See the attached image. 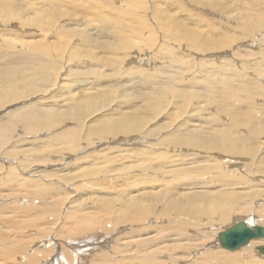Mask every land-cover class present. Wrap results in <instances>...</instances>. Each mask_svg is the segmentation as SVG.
Returning a JSON list of instances; mask_svg holds the SVG:
<instances>
[{"label":"rangeland","instance_id":"rangeland-1","mask_svg":"<svg viewBox=\"0 0 264 264\" xmlns=\"http://www.w3.org/2000/svg\"><path fill=\"white\" fill-rule=\"evenodd\" d=\"M1 1L3 2V0ZM133 1H135L137 5ZM7 2H9V0H6V3L4 4L10 6ZM58 2L60 3L54 2L55 6L56 4H62V7H64L61 8L59 5L61 9L55 8V11H58L57 13H59L62 10L63 14L60 16L63 17V15H66L63 18L60 16H51L52 14H56V12L51 9L53 7H51V4L48 3V0H14V2L13 0H10L11 7L13 9L11 7L10 8L15 10L16 13L19 12L21 14H25L26 16H16L13 18V15L11 17L9 14L6 16L9 19L0 20V48H2L0 51L28 52L29 49L31 50L33 47L36 48V45H39V43L42 47L43 45H45V48L49 47L47 48L48 50L50 49L49 51L45 50L43 47L45 51L49 52V55L45 56L46 58L44 57L46 61L44 59L43 60L45 62L48 60L47 64L51 66V68L45 73L49 75L50 81L52 80L51 84L49 83L50 85L43 86V92L40 91L38 94L31 95L30 97L28 95L26 98L23 97L18 99L14 101V103L12 102L9 105L7 104L0 110V134L3 132L2 128L7 122L14 121V128L12 132L9 133V141L6 145L2 146L3 149L2 147L0 149V152H2V154L0 153V205L6 206L5 208L2 207L3 209L0 214V234L2 235V238H0L3 240L1 241L0 245V251L2 254L0 255V260L2 262L3 260L8 262L10 261L9 263L4 262L3 264H26L25 260L27 259L22 257L25 256L27 258V255L29 254V257H32V261L29 264H109V262L110 264H143L144 259L155 254V256L152 257L155 259L154 264H172L173 262L177 264H222V262L216 261H212L211 263V261H209L206 257L207 254L211 253L224 254L226 252L225 254L227 255L232 253L225 250L223 251V249L218 246L216 238L217 234L238 221H245L244 223H250V225L253 226L259 225L264 227L262 222L264 210L261 212L262 209H264V193L258 194L260 192H257L264 191V167L258 168V166L261 164L257 163L260 162V159H262L264 156V137H262V141L261 139L259 140L260 145L256 144L252 147L253 151H258L254 162L252 161L253 159L249 158L248 160H245L244 158L242 160V157H230L229 155L223 154L221 149L217 151L220 152V154L217 152H215L217 154H210L206 152L190 150L189 148L184 147L173 148L170 145L165 148L164 145L160 144L163 142H159V140L162 137L167 138L168 135H156L155 137L151 136L148 131L150 129L156 128L155 125H170L171 120L173 123H175H171V127H168L173 129H175L176 126L180 127L182 123L185 126H183V128H186L189 125L192 126V122H194V125H197L199 121H192V119L198 118L199 113L205 107H201L203 105L201 104L202 102H197L199 99L196 98L193 102L194 107L199 103V113L196 115L190 111L191 106L188 104L184 106L182 109L183 111L179 109L175 110L174 107L175 105L180 104V99H178L179 95H173V93H171V96L165 98V101L161 99L158 102L160 105H162L161 108H159L160 119L156 117L157 114L153 111V113L138 112L140 113L139 115L147 114L149 117L151 116V120L146 123L144 130L142 129V131L140 130L138 133H121L120 135L117 134L114 136H107L104 133V135L94 136L90 133V129L88 128L90 125L92 126L98 123L102 124L111 122V120L116 119L120 113H133L132 117L138 115L136 111H140L142 109H140L139 105H135L136 108L138 107L137 109L133 107L135 101L131 100V97L122 98L123 96L121 95V87L126 84L127 86L124 87H126L129 90L128 93L132 94L133 96L139 92V89L143 88V82L141 81H143L142 78H144V80H149L151 83L155 82L154 84L156 85H153L151 90L156 89L159 86V91L162 83L166 80L165 77L167 74L165 73H167L169 68H173V73L177 74L176 77L179 76V79L177 80L178 82H174L171 85V88L174 89L173 92H177L178 89L182 91L185 89V85L195 81L199 85H202L205 81L210 86L214 83L222 85L224 83V74L226 75L225 77L227 80L232 78V76L235 79H237L238 76H244L245 80L260 82L259 84L261 88H259L258 92L254 91L255 94H257L254 103L262 108H260L261 113L259 115L261 116L262 114L261 117H264V113L262 112L264 111V0H132L134 4L131 3V0H75V4L74 1L71 0H64V2L62 0H58ZM76 2L79 3V5H77ZM91 2L92 4H90ZM64 3H67L68 6H66ZM93 3H95L94 5L96 6H94ZM108 3L111 7H108ZM197 3L199 5H196ZM92 5L96 8L94 9ZM66 8H69L70 10ZM111 8L113 9L110 10ZM40 10L45 11V13L47 12L46 14H48L49 20L46 21L49 24L46 21H43V18L46 16V14ZM82 11L87 16V19L85 18L86 16ZM111 11H114V16L110 14L112 13ZM50 12L52 13L51 15H49ZM31 14L32 16L30 17ZM35 14L37 17H35ZM186 14L189 15L187 16ZM38 15L41 16V19L38 17ZM67 15L69 16L67 17ZM10 17L13 20L10 19ZM100 17L103 20H101ZM161 17H163V20ZM53 19L54 21L56 20L55 23H53ZM117 19L119 21H117ZM160 19L162 20L161 22ZM4 20H6L8 24L6 21L3 22ZM35 21H38V23H35ZM43 22L44 24H47L42 25ZM180 22L184 25H180ZM161 23L162 25H166L162 26ZM58 26H60V28ZM45 31L49 32L50 34H44L46 33ZM75 32L80 34L85 33L83 35L86 36L88 34V37L90 38H93L96 34H98L97 42H113L118 46L119 41L117 39L121 38L122 41L123 37H125V39H123L125 41L124 43H130V45H126L125 49V45L120 44L121 49L117 50H124L117 53H110L108 50L104 51L106 54L105 57L107 56L106 60L108 59L107 63L105 62V57L102 53L103 51H101L102 48H98L94 44L88 45L82 43L74 36L73 33ZM165 32H167L168 35ZM190 32L192 34H198L201 36L200 38L204 39V41H202V39L199 40V37H191V34H189ZM101 33H103L104 37H101ZM70 36L72 37L69 38ZM33 39H36V41L40 40L43 44H41L40 41L36 42ZM32 41V44H27V42L31 43ZM121 41L120 43H122ZM220 41L222 42L221 44L215 45V43ZM202 42H204L206 45L202 44ZM72 45H75V50ZM203 45L208 48H211L213 45L215 47H213L214 49L204 53L200 52V49H194L196 46ZM9 46L13 49L11 50ZM41 46H39V50ZM95 47L96 49H93ZM90 48H92V50ZM84 49L86 51L89 50L91 53L89 51L87 53ZM127 49H130L131 51H127ZM96 57L98 59L97 62L95 61V65V62L92 59ZM100 59H102V61L104 59V62H102ZM153 61L155 62L153 63ZM202 64L205 66L203 69ZM105 65L108 67L106 68ZM101 67H104V70ZM204 69L206 73H203ZM169 71L171 70L169 69ZM70 74H72V76ZM132 74L135 76L132 77ZM60 76H62L61 79H59ZM77 78L79 80H77ZM203 78L205 81H203ZM100 81L101 84L103 83L102 86L97 85L100 83ZM135 81H137V83ZM137 84L141 87H138ZM70 88L74 89V94L78 93L79 90H85L84 92L87 91L86 93L88 94H103L104 88L105 90L110 88V91L104 90V97H108L106 94L111 95L108 97L107 101L110 105H107L105 107L106 109H102L103 111L101 110L95 114L93 113L92 116L87 117L88 119L85 118L83 123L66 121L61 123V125H56L54 127L51 126L46 128V130L37 132L31 131L23 119H16L19 116L15 115L22 114L20 116H23L24 109L32 104L40 103L39 105L46 109H51L58 104V106H64L66 103H68V101L66 95H64L63 92ZM119 88H121L120 91L118 90ZM129 88L133 89V91L131 89V93ZM21 89H24V87L21 86ZM101 89L102 91H99ZM219 93H221V91ZM181 106L182 103L180 104V107ZM213 107H210L211 110L208 109V112L214 117L215 107ZM130 109H132L134 112ZM174 112H176V115L173 114ZM148 113H150V115ZM169 113L173 114L170 115L171 118L168 116ZM216 113L218 112L216 111ZM9 114L12 117L15 116L16 118H11ZM153 115H155L156 118ZM148 116L147 118H149ZM152 118H155L153 119L154 123H152ZM19 122L21 124H19ZM225 122L227 121L225 120ZM227 123H229V121ZM145 128H148V131ZM75 131L80 133L78 135L80 137H78V142L76 143L78 144V147H76V144L70 145L63 140L66 134L75 133ZM160 145L163 147H160ZM15 149L18 150L16 151ZM174 149L176 150L174 151ZM8 150H15L17 152V157L14 156V154L12 155V151L11 154L6 153V155H3V151ZM138 152H140V154ZM110 155L114 159L111 158ZM146 155L150 160L148 158L144 159ZM115 156L118 157L119 161H117ZM107 157L108 160L111 161V165L108 164L109 161L107 160ZM135 160H137L138 163H134ZM140 161L149 163L151 165L153 164V168H148L149 172L144 173V169L139 164ZM250 163H252L253 166L250 165ZM114 164H119V166H114ZM215 164L217 166H215ZM247 164L250 167V169H248L249 171H247ZM219 165L221 167L223 166L224 168H221ZM186 166L188 168H197V172H199L201 167H204L206 170L208 169L206 173L200 175L202 180L199 178V176L197 177L201 182H204V184L208 183L207 186L202 184V187H204L205 190L209 186L207 189L208 191H216L219 189L212 188L216 184L213 185L211 183L212 185H209V181H211L214 176H216L215 179L217 177L224 178L223 175H231L235 177L233 179H236L237 177L242 178L243 180L240 179V185H235L229 188V190L232 189L233 191L240 192V194H242L239 196L243 198V202H245L247 209H249L248 214L241 215L236 213L229 219L228 222L223 225L218 223L216 218H213L211 220L212 224H210L211 221L203 216L198 215L199 217H197L185 212L177 215L172 211L166 210L165 206L160 205L161 203H158L157 205L155 204L157 207H151L152 209L149 208L147 213L144 215L145 219H143L144 216L142 217L138 213L137 215L125 213L124 210L119 212L122 210L121 204L123 198L130 195H137L135 189H142V191L149 192L150 190L153 191L154 188V191L159 194L164 191L167 193V189L171 187L169 189L170 192L164 196L162 195L163 193H161L162 196H160V199H164L165 203L167 200L166 195L170 193H172L169 195L170 197H172L174 194L177 195L178 193H181V191H179L180 189H185V191H188L187 193L189 194L193 192L194 194L200 193L196 192L194 188L190 189L192 186L187 187L189 186V182L197 183L199 180L191 172V177H188L189 170H182V168ZM121 167L124 168V170ZM105 169L107 170V173ZM176 169L178 171L177 173L174 171ZM181 172L188 173L181 174ZM209 173L210 175H208ZM126 177H129L128 180H133L136 177L137 180L136 178L134 179L136 181H133L132 189L128 188L126 189V192H123L124 189L120 181ZM143 177L148 178L146 183L139 184V179H143ZM107 178H109V180ZM127 178L126 181H128ZM23 179L25 180L24 183L28 184L26 190H29V192L23 191L21 184L23 183ZM168 179L171 183H166L168 182ZM187 182L188 184H186ZM136 184L139 185L137 186ZM12 185L14 186L12 187ZM96 185L98 186L96 187ZM152 186L153 188H151ZM162 187L164 191H162ZM174 189L178 190L175 192ZM199 190L202 191L201 189H198L197 191ZM226 190L228 189L226 188ZM252 191L257 192V194H255V192L253 193ZM125 194L127 195L122 197ZM246 194H253V196L248 195L250 198H244V195L246 196ZM251 197L254 199H251ZM103 202L105 204H107V202H111V206H109L110 209L106 210L102 208V204H104ZM248 206H251L252 208ZM15 211L17 213H15ZM166 211L168 214H166ZM260 213L261 215L259 217L258 214ZM79 219L80 221H78ZM255 219L257 220L255 221ZM214 221H216L215 225ZM257 222L260 223L258 224ZM200 226L201 228H199ZM176 228L178 230H176ZM73 234L74 237L72 236ZM162 235L166 237L163 236V239ZM153 237H161V239H157L158 241L161 240L163 243L161 242L162 244H155V242L158 241ZM15 240L17 241L15 242ZM151 241L154 243V245L151 243ZM253 241L254 240L251 242ZM251 242H249V244ZM73 244H76V246ZM149 244H152V246L149 247ZM168 244L173 246L170 245L169 248H167ZM249 244L247 246H249ZM10 245L13 246L11 247ZM247 246H244L243 248ZM255 246H253V255L251 256L255 258V261L253 258V260H251V257H248L249 261L247 262L248 259L243 258L246 256L245 253H241L240 256V252L243 251L241 248L232 253V255H236L237 253L235 252H238L239 259L236 260V263L259 264L262 262V264H264V257L257 251V246L260 247V245ZM146 248L148 249L146 250ZM158 248L160 249L158 250ZM161 248L163 249V252ZM21 249L24 251L26 250V252L23 253L24 255L21 253ZM172 249L175 252L170 253ZM3 253L5 256H3ZM101 253L103 254L101 255ZM204 255L206 256L204 257ZM241 258L245 259L244 262H241ZM257 258L262 260H257ZM1 261L0 263L2 264ZM226 262L227 264L235 263V261H224L223 264Z\"/></svg>","mask_w":264,"mask_h":264},{"label":"bare ground","instance_id":"bare-ground-1","mask_svg":"<svg viewBox=\"0 0 264 264\" xmlns=\"http://www.w3.org/2000/svg\"><path fill=\"white\" fill-rule=\"evenodd\" d=\"M8 1V0H7ZM33 1V0H32ZM47 1V0H46ZM61 1V0H60ZM63 2H64V0H62ZM68 1V0H67ZM71 1H74V4H75V0H71ZM78 1V0H77ZM104 1V0H103ZM230 1V0H229ZM3 2H4V0H3ZM1 0H0V20H3V19H9V18H7L6 16L7 15H11V17H12V15H13V18L14 17H20V16H26L25 14H21V13H19V12H17L16 13V11L15 10H12L13 8L11 7V3H10V0H9V2H7L10 6H8V5H6V4H4V3H6V0H5V2L3 3ZM13 2H14V0H13ZM60 3V2H58V0L57 1H55V0H48V3H50L51 4V7H53V8H51V9H53L54 11H55V8H60V6H61V8H63L62 7V4H56V6H58V7H56L55 6V3ZM62 2V3H63ZM93 2V1H92ZM92 2L90 3V4H92ZM128 2V1H127ZM126 2V3H127ZM133 2H135V1H133ZM132 2V0H131V3L132 4H134ZM41 3H43V2H41ZM47 3V4H48ZM68 3V2H67ZM67 3L65 4L66 6H68L67 5ZM72 3V2H71ZM70 3V4H71ZM77 3V2H76ZM95 3H93V5H94ZM97 4V3H96ZM124 4V3H123ZM135 4H136V2H135ZM144 4V3H143ZM248 4V3H247ZM35 5V4H34ZM60 5V6H59ZM77 5H79V3H77ZM76 5V6H77ZM88 5H89V3H88ZM92 5V6H93ZM106 5V4H105ZM110 4L108 3V7H111V6H109ZM137 5V4H136ZM196 5H199L198 3L196 4ZM232 5V4H231ZM235 5V4H234ZM242 5V4H241ZM9 8H8V7ZM46 6H48V5H46ZM50 6V5H49ZM65 6V7H66ZM83 6V5H82ZM81 6V7H82ZM94 6H96V5H94ZM93 6V7H94ZM126 6V5H125ZM128 6H129V4H128ZM12 9H11V8ZM72 7H74V6H72ZM138 7V6H137ZM245 7V6H244ZM16 8H17V6H16ZM60 8V9H61ZM71 8V7H70ZM80 8V7H79ZM83 8H84V6H83ZM91 8V7H90ZM96 7H94V9H95ZM106 8V7H105ZM116 8V7H115ZM239 8V7H238ZM27 9H28V7H27ZM31 9V8H30ZM29 9V10H30ZM66 9H69V8H66ZM72 9H74V8H72ZM71 9V10H72ZM77 9V8H76ZM92 9V8H91ZM108 9V8H107ZM113 8H111L110 10H112ZM159 9V8H158ZM237 9V8H236ZM43 10V9H42ZM52 10V11H53ZM70 10V9H69ZM81 10V9H80ZM99 10V9H98ZM154 10V9H153ZM31 11V10H30ZM34 11V10H33ZM36 11V10H35ZM41 11V10H40ZM47 11V10H46ZM74 11V10H73ZM73 11H72V13H73ZM77 11H78V9H77ZM95 11V10H94ZM32 12V11H31ZM41 12H43L44 14H46L45 13V11H41ZM40 12V13H41ZM56 12V14H52L51 12L49 13V15H51V16H60V15H62L63 13V11L61 10L59 13H57L58 11H55ZM79 12H81V11H79ZM83 12V11H82ZM112 12V11H111ZM114 12V11H113ZM113 12L112 13H110L111 15H113L114 16V14H113ZM187 12V11H186ZM245 12V11H244ZM29 13V12H28ZM35 13V12H34ZM67 13H68V11H67ZM67 13H65V14H67ZM189 13V12H188ZM30 14V13H29ZM33 14V13H32ZM32 14L30 15V17L32 16ZM37 14V13H36ZM36 14H35V17H37L36 16ZM42 14V13H41ZM40 14V15H41ZM83 14H84V12H83ZM102 14V13H101ZM181 14V13H180ZM34 15V14H33ZM40 15H38V17H40V19H41V16ZM79 15V14H78ZM81 15V14H80ZM85 15V14H84ZM98 15H99V13H98ZM137 15V14H136ZM170 15V14H169ZM168 15V16H169ZM187 15V14H186ZM189 15V14H188ZM187 15V16H188ZM253 15V14H252ZM66 16V15H65ZM64 15H63V17H65ZM69 15H67V17H68ZM86 16V15H85ZM88 16H90V15H88ZM104 16V15H103ZM103 16H102V18H103ZM108 16V15H107ZM10 17V19H12ZM61 17V16H60ZM63 17H61V18H63ZM66 17V18H67ZM75 17V16H74ZM159 17V16H158ZM164 17H166V16H164ZM34 18V17H33ZM54 18V17H53ZM76 18V17H75ZM86 19H87V16L85 17ZM106 18V17H105ZM117 18V17H116ZM157 18V17H156ZM160 18V17H159ZM184 18V17H183ZM25 19V18H24ZM39 19V20H40ZM44 20V22L46 21V20H49L48 19V14H46V16L43 18ZM58 19V18H57ZM84 19V18H83ZM99 19V18H98ZM100 19H101V17H100ZM110 19V18H109ZM161 19L163 20V17H161ZM160 19V22L162 21ZM13 20V19H12ZM11 20V21H12ZM34 20H36V19H34ZM38 20V21H39ZM64 20V19H63ZM72 20H73V18H72ZM85 20V19H84ZM101 20H103V19H101ZM108 20V19H107ZM6 20H4L3 22H5ZM9 21V20H8ZM38 21L36 22L35 21V23H38ZM56 21V20H55ZM55 21H54V19H53V23H55ZM58 21V20H57ZM93 21V20H92ZM117 21H119L118 19H117ZM253 21V20H252ZM10 22V21H9ZM40 22V21H39ZM44 22L42 23V25H45V24H47V23H45L44 24ZM142 22V21H141ZM187 22V21H186ZM6 23H7V21H6ZM5 23V24H6ZM27 23V22H26ZM25 23V24H26ZM34 23V22H33ZM33 23H31V24H33ZM79 23V22H78ZM113 23V22H112ZM133 23V22H132ZM164 23V22H163ZM8 24V23H7ZM6 24V25H7ZM24 24V23H23ZM27 24H29V23H27ZM49 24V23H48ZM57 24V23H56ZM70 24V23H69ZM84 24V23H83ZM130 24V23H129ZM137 24V23H136ZM144 24V23H143ZM143 24H142V26H143ZM172 24V23H171ZM40 25V24H39ZM60 25V24H59ZM68 25V24H67ZM76 25H78V24H76ZM120 25V24H119ZM132 25V24H131ZM134 25V24H133ZM161 25H162V23H161ZM164 26L166 25V24H163ZM162 25V26H163ZM180 25H184L183 23L181 24V22H180ZM196 25V24H195ZM198 25V24H197ZM47 26V25H46ZM50 26V25H49ZM48 26V27H49ZM55 26V25H54ZM63 26V25H62ZM86 26V25H85ZM84 26V27H85ZM144 26H145V24H144ZM173 26H174V24H173ZM27 27V26H26ZM37 27V26H36ZM47 27V28H48ZM51 27H52V25H51ZM50 27V28H51ZM59 28H60V26H58ZM197 27V26H196ZM253 27V26H252ZM255 27V26H254ZM46 28V27H45ZM55 28V27H54ZM78 28V27H77ZM191 28H193V27H191ZM43 29V28H42ZM49 29V28H48ZM94 29V28H93ZM135 29V28H134ZM54 30V29H53ZM85 30V29H84ZM145 30V29H144ZM147 30V29H146ZM149 30V29H148ZM187 31H189L188 29H186ZM258 30V29H257ZM42 31V30H41ZM40 31V32H41ZM47 31V30H46ZM45 31V32H46ZM86 31V30H85ZM78 32V31H77ZM121 32V31H120ZM126 32V31H125ZM129 32V31H128ZM50 34L49 32H46V33H44V34ZM82 33V32H81ZM95 33V32H94ZM97 33V32H96ZM166 34H167V32H165ZM40 34V33H39ZM51 34H52V32H51ZM74 34V36L77 38V39H79V41H81L82 43H84V44H94L95 46H97L98 48H102L101 49V51H103L102 53L104 54V57H105V52L104 51H106V50H108L110 53H117V52H119V51H122V50H124V49H122V50H117V49H121V45L122 44H124L125 46H124V48L126 49V45H130V43H124L125 41L123 40V39H125V37H123V39H122V41H121V38H118L117 40L119 41V46L117 45V44H114L113 42H106V41H100V42H97V36H98V34H96L93 38H90V37H88V34H87V36L86 35H83V34H85V33H83V34H80V33H73ZM119 34V33H118ZM172 34V33H171ZM189 34H191V37H193V36H195V38L196 37H199V40L200 39H202V38H200L201 36H199L198 34H192L191 32L189 33ZM41 35V34H40ZM93 35V34H92ZM101 37H104L103 36V33H101ZM123 35V34H122ZM126 35V34H125ZM139 35V34H138ZM149 35V34H148ZM168 35V34H167ZM174 35V34H173ZM46 36V35H45ZM107 36V35H106ZM112 36V35H111ZM150 36V35H149ZM163 36V35H162ZM190 36V35H189ZM43 37V36H42ZM72 36H70L69 38H71ZM5 38V37H4ZM3 38V39H4ZM10 38H11V36H10ZM46 38V37H45ZM134 38V37H133ZM174 38V37H173ZM178 38V37H177ZM194 38V37H193ZM27 39V38H26ZM59 39V38H58ZM20 40V39H19ZM34 40V39H33ZM75 40V39H74ZM28 41V40H27ZM34 41H36V39L34 40ZM40 41V40H39ZM38 40L36 41V42H39ZM60 41V40H59ZM72 41H73V39H72ZM94 41V42H93ZM120 41L122 42V43H120ZM128 41H130V40H128ZM160 41V40H159ZM170 41V40H169ZM202 41H204V39H202ZM12 42H13V40H12ZM30 42V41H29ZM29 42H27V44H32L33 43V41L31 42V43H29ZM41 42V41H40ZM44 42H45V40H44ZM77 42V41H76ZM91 42H93V43H91ZM116 42V41H115ZM127 42V41H126ZM20 43V42H19ZM48 43V42H47ZM46 43V44H47ZM52 43V42H51ZM81 43V44H82ZM222 42L220 41V42H217V43H215V45H217V44H221ZM36 44V43H35ZM41 44H43L42 42H41ZM80 44V43H79ZM121 44V45H120ZM202 44H204V45H206L204 42H202ZM77 45V44H76ZM155 45V44H154ZM196 46V47H194V49H196V50H198V49H200V52H202V53H204V52H208L209 50H211V49H214L213 47H215L214 45L211 47V48H208V47H205V46ZM37 47L36 48H34L33 47V49H29V51L28 52H11V51H0V110L2 109V108H4L7 104L9 105V104H11L12 102L14 103V101H16V100H18V99H21V98H26V96H28L29 95V97L31 96V95H35V94H38L40 91H44V90H42V88H43V86H45V85H50L51 84V82H52V80L50 81V78H49V75L48 74H46L45 72L48 70V69H50L51 68V66L50 65H48L47 64V62H48V60H47V62H45L46 60H45V56H48L49 55V50L47 49V48H49V47H47V48H45L44 46L45 45H43V47L45 48V50H48V51H45L44 49H43V47L40 45V43H39V45L37 44L36 45ZM39 46H41L40 47V50L38 49L39 48ZM46 46H48V45H46ZM73 47H74V50H75V45H72ZM132 46V45H131ZM135 46V45H134ZM1 47V46H0ZM13 47V46H12ZM80 47V46H79ZM113 47H115V48H113ZM9 48H10V46H9ZM27 48V47H26ZM32 48V47H31ZM88 48V47H87ZM138 48V47H137ZM0 49H2V48H0ZM5 49H6V47H5ZM11 50L13 49V48H10ZM16 49V48H15ZM14 49V50H15ZM91 50H92V48H90ZM93 49H96V47L95 48H93ZM103 49H105V50H103ZM132 49V48H131ZM149 49V48H148ZM13 50V51H14ZM26 50V49H25ZM85 50V49H84ZM98 50V49H97ZM130 50V49H129ZM128 49H127V51H129ZM86 51V50H85ZM88 51L89 50H87L86 52L88 53ZM100 51V52H101ZM126 51V50H125ZM131 51V50H130ZM162 51V50H161ZM51 52V51H50ZM90 52V51H89ZM91 53V52H90ZM99 53V52H98ZM129 53V52H128ZM152 53V52H151ZM73 54V53H72ZM95 54V53H94ZM102 54V55H103ZM54 55V54H53ZM92 55V54H91ZM96 55H98V54H96ZM166 55V54H165ZM70 56V55H69ZM95 56V55H94ZM99 56V55H98ZM123 56V55H122ZM126 56V55H125ZM135 56V55H134ZM45 57V58H44ZM56 57V56H55ZM86 57V56H85ZM103 57V56H102ZM107 57V56H106ZM106 57H105V62H107L108 63V59L106 60ZM127 57V56H126ZM138 57V56H137ZM171 57V56H170ZM48 58V57H47ZM87 58V57H86ZM100 58V57H99ZM123 58H124V56H123ZM129 58V57H128ZM139 58H141V57H139ZM168 58V57H167ZM45 61H44V60ZM97 57L96 58H93L92 60L95 62H97ZM125 59V58H124ZM80 60V59H79ZM91 60V59H90ZM101 61H102V59H100ZM138 60V59H137ZM169 60V59H168ZM172 60H173V58H172ZM171 60V61H172ZM68 61V60H67ZM110 61V60H109ZM123 61V60H122ZM96 62H95V65H96ZM102 62H104V59H103V61ZM126 62H128V61H126ZM135 62V61H134ZM138 62V61H137ZM155 61H153V63H154ZM166 62H168V61H166ZM106 63V64H107ZM113 63V62H112ZM136 63V62H135ZM159 63H161V62H159ZM171 63V62H170ZM172 63H174V62H172ZM176 63V62H175ZM111 64V63H110ZM123 64V63H122ZM126 64H128V63H126ZM145 64V63H144ZM177 64V63H176ZM77 65V64H76ZM92 65V64H91ZM99 65V64H98ZM172 65V64H171ZM189 65V64H188ZM200 65V64H199ZM204 64H202V66H203ZM261 65V64H260ZM102 66V65H101ZM173 66H174V64H173ZM177 66V65H176ZM179 66V65H178ZM264 66V65H263ZM105 67H106V65H105ZM108 67V66H107ZM106 67V68H107ZM180 67V66H179ZM201 67V66H200ZM205 66H203L202 67V69L204 68ZM101 68H103V70H104V67H101ZM110 68V67H109ZM150 68V67H149ZM76 69V68H75ZM112 69V68H111ZM169 69L171 70V71H169ZM168 70H167V73H165V74H167L166 75V80H165V82H163L162 83V85H161V87H160V90L158 91V88H159V86H158V88H156V89H152L151 90V88H153L152 86L153 85H156V84H154V83H151L149 80H144V78H142V80L143 81H141V82H143V85H142V87L143 88H141V89H139V92H137V91H135V92H137L135 95H133L132 96V94H129L128 92H129V90L126 88V87H124V86H127L126 84L123 86V87H121L122 88V92H121V95L123 96L122 98H127V97H131L132 99L131 100H134L135 101V103H134V105H133V107H135L136 108V106L135 105H139V107H140V109H142V110H140V111H136L137 113L138 112H155L154 114L156 115V117L157 118H159V108H161V106L162 105H160L158 102L161 100V99H163V101H165V98H167L168 96H171L172 94L171 93H173V95H175V94H177V95H179V98L178 99H180V104L182 103V108L180 107V104H178V105H175V110L176 109H179V110H182L183 108H184V106L186 105V104H188V105H190L191 107V112L194 114V115H196L197 113H199V111H198V104L197 105H195V107H194V105H193V102H194V100L196 99V98H198L199 100H197V102L198 101H200V102H202L201 104H203L201 107H204L203 109H202V111L199 113V117L198 118H194V119H192V121H196V122H198L199 121V123L197 124V125H194V122H192L191 124H192V126H187L186 128H183V123L181 124V126L179 127V126H174L175 127V129H173V128H169L168 126H170L171 125V123L172 124H174L173 122H172V120H171V123H170V125H163V124H159V125H155V127L156 128H153V129H150L148 132L150 133V135L151 136H155L156 137V135H158V136H161V135H163V136H166V135H168V137L167 138H164V137H162L160 140H159V137H158V140H159V142H163V143H160L161 145H164L165 146V148L167 147V146H172L173 148H182V147H184V148H189L190 150H195V151H198V152H206V153H214V154H220V152H217L218 150H220L221 149V151H222V153L223 154H226V155H229L230 157H237L238 156V158L239 157H242L241 159L243 160V158L246 160H248V158L249 159H253L252 161L254 162V159L256 158V156H257V152H255V151H253L252 149V147L254 146V145H256V144H259V140L261 139V141L263 140L262 139V137H264V117H261L262 116V114H261V116L259 115L260 113H261V110H260V106H258L257 104H255L254 103V101H255V97L257 96V94H255V92L254 91H256V92H258V90H259V88H261V86H260V82H258V81H249V80H245V78H244V76H238L237 77V79H235L233 76H232V78H229V80H227L226 79V75L224 74V83L221 85V84H218V83H214L213 85H209L208 83H206V81H205V79L203 80V81H205L202 85H199V84H197L196 83V81L195 82H191V83H189V84H187V85H185V89L184 90H179L178 89V91L177 92H173V88H171V85L175 82H178L177 80L179 79L178 77H176L177 76V74L176 73H173V68H169ZM77 70V69H76ZM121 70V69H120ZM258 70V69H257ZM51 71V70H50ZM70 71V70H69ZM137 71V70H136ZM154 71V70H153ZM63 72V71H62ZM79 72V71H78ZM105 72V71H104ZM122 72V71H121ZM133 72H134V70H133ZM150 72V71H149ZM86 73V72H85ZM125 73V72H124ZM146 73V72H145ZM203 73H206V71H205V69L203 70ZM90 74V73H89ZM134 74V73H133ZM133 74H132V77H134L133 76ZM138 74V73H137ZM136 74V75H137ZM144 74V73H143ZM202 74V73H201ZM51 75V74H50ZM71 76H72V74H70ZM74 75V74H73ZM78 75V74H77ZM76 75V76H77ZM86 75H87V73H86ZM157 75V74H156ZM75 76V75H74ZM83 76V75H82ZM82 76H81V78H82ZM127 77V76H126ZM140 77V76H139ZM62 78V76H60L59 77V79H61ZM85 78H87V77H85ZM98 78V77H97ZM127 78H129V77H127ZM135 78H138V77H135ZM194 78V77H193ZM192 78V79H193ZM196 78V77H195ZM79 79H80V77H79ZM78 78H77V80H79ZM83 79V78H82ZM141 79V78H140ZM153 79V78H152ZM124 80V79H123ZM133 80V79H132ZM139 80V79H138ZM154 80V79H153ZM50 81V82H49ZM99 81V80H98ZM183 81V80H182ZM193 81V80H192ZM78 82V81H77ZM128 82V81H127ZM132 82V81H131ZM136 83H137V81H135ZM135 82H134V84H135ZM141 82H140V84H141ZM159 82V81H158ZM198 82V81H197ZM255 82H256V84H255ZM50 83V84H49ZM85 83H86V81H85ZM93 83V82H92ZM105 83V82H104ZM139 83V82H138ZM199 83V82H198ZM94 84V83H93ZM97 84V83H96ZM103 84V83H102ZM102 84H101V81H100V83H98L97 85H99V86H102ZM130 85H131V83H130ZM138 85V84H137ZM136 85V86H137ZM159 85V84H158ZM21 86H23L24 87V89H21ZM74 86V85H73ZM81 86V85H80ZM94 86V85H93ZM105 86V85H104ZM135 86V85H134ZM258 86H260V87H258ZM262 86H263V84H262ZM82 87V86H81ZM91 87V86H90ZM110 87H111V85H110ZM120 87V86H119ZM133 87V86H132ZM138 87H141L140 85H138ZM166 88V89H164V88ZM174 87V86H173ZM184 87V86H183ZM258 87V88H257ZM45 88V87H44ZM100 88V87H99ZM98 88V89H99ZM107 88V87H106ZM121 88H119L118 90L120 91V89ZM135 88V87H134ZM182 88V87H181ZM90 89V88H89ZM130 89V88H129ZM132 89V88H131ZM131 89H130V93H131ZM264 89V88H263ZM73 90L74 89H67V90H65L63 93H64V95H66V97H67V101H68V103H66L64 106H55V107H53V108H51V109H46V108H44V107H42L41 105H39L40 103H38V104H32V105H30V106H28V107H26V109H24V111H23V116H20V115H22V114H19V115H15V116H19L18 118H16L15 116H11L10 114V116H11V118H16L17 120H21V119H23V121H25V124L28 126V128L31 130V131H33V132H37V131H43V130H46V128H48V127H51V126H58V125H61V123H64V122H66V121H73L74 123L76 122V123H80V122H82L83 123V120L85 119V118H87V117H89V116H92V114L94 113H96V112H100L102 109H104L107 105H110V104H108V97L109 96H111V95H109V94H106V96L108 95V97H104L105 96V92H104V90H105V88L103 89V94L102 93H96V94H92V93H90V94H88V93H86V92H84L83 90H79V92L78 93H76V94H74L73 93ZM107 90V89H106ZM105 90V91H106ZM109 91H110V88L108 89ZM107 90V91H108ZM117 90V91H118ZM261 90V89H260ZM96 91V90H95ZM99 91H102V89L101 90H99ZM117 91H115V92H117ZM132 91H133V89H132ZM154 91V92H153ZM176 91V90H175ZM221 91V93H219ZM112 92V91H111ZM114 92V93H115ZM113 93V92H112ZM134 93V92H133ZM158 93V94H157ZM260 93H261V91H260ZM99 95V96H98ZM174 97V96H173ZM263 97V96H262ZM260 98V97H259ZM128 99H130V98H128ZM159 99V100H158ZM126 100V99H125ZM37 101V100H36ZM40 101V100H39ZM70 101V102H69ZM102 101H104V102H102ZM110 101V100H109ZM128 101V100H127ZM59 102V101H58ZM61 102V101H60ZM106 102V103H105ZM130 102V101H129ZM104 103V104H103ZM131 103V102H130ZM212 104H213V106L215 107V113H214V115L216 116H214L213 117V115L210 113L209 114V112H208V109L209 110H211V108L210 107H213L212 106ZM131 105V104H130ZM170 105V104H169ZM262 106V105H261ZM62 107V108H61ZM194 107V108H193ZM213 107V108H214ZM48 108V107H47ZM110 108V107H109ZM130 108V107H129ZM138 108V107H137ZM136 108V109H137ZM163 108V107H162ZM106 109V108H105ZM134 109V108H133ZM262 109V108H261ZM263 109H264V107H263ZM130 110H132V109H130ZM259 110V111H258ZM103 111V110H102ZM133 111V110H132ZM131 111V112H132ZM178 111V110H177ZM183 111V110H182ZM216 111L218 112V113H216ZM3 112V111H2ZM134 112V111H133ZM152 112V113H153ZM263 113H264V111H262ZM13 113V112H12ZM11 113V114H12ZM117 113H119V112H117ZM150 113H148L149 115H150ZM161 113H162V111H161ZM176 112H174L173 114H175ZM179 113V112H178ZM133 114V113H132ZM132 114H127V113H120L119 114V116H117V118L116 119H114V120H111V122H108V123H102V124H94V125H90V127L88 128V129H90L89 131H90V133L91 134H93L94 136H96V135H104V133L107 135V136H114V135H120L121 133H123V134H132V133H138L140 130L142 131V129L144 130V127H145V125H146V123L147 122H149V120H151V116L149 117L147 114H142V115H139L140 113H138V115H133L134 117H132ZM173 114H168V116H170V115H173ZM13 115V114H12ZM155 115H153L154 117H155ZM176 115V114H175ZM174 115V116H175ZM219 115H221V116H219ZM6 116V115H5ZM147 116L149 117V118H147ZM152 116V117H153ZM180 116V115H179ZM187 116V115H186ZM189 116V115H188ZM193 116V115H192ZM7 117H8V115H7ZM114 117V116H113ZM112 117V118H113ZM155 117V118H156ZM227 117V118H226ZM9 118V117H8ZM10 118V119H11ZM14 118V119H15ZM147 118V119H146ZM155 118H152V123H154L153 122V119H155ZM170 118H171V116H170ZM174 118V117H173ZM172 118V119H173ZM177 118V117H176ZM189 118H190V116H189ZM88 119V118H87ZM160 119V118H159ZM178 119V118H177ZM158 120V119H157ZM225 120L228 122L229 121V123H227V122H225ZM5 121H6V119H5ZM85 121V120H84ZM175 121V120H174ZM191 121V120H190ZM7 122V121H6ZM72 123V122H71ZM81 123V124H82ZM169 123V122H168ZM168 123H166V124H168ZM187 123V122H186ZM185 123V124H186ZM18 124V123H17ZM19 124H21L20 122H19ZM150 124H151V122H150ZM157 124V123H156ZM239 124V125H238ZM1 125V124H0ZM78 125V124H77ZM149 125V124H148ZM81 126V125H80ZM239 126V127H238ZM2 127V126H1ZM22 127V126H21ZM171 127V126H170ZM185 127V126H184ZM13 128H14V121H9V122H7L4 126H3V128H2V130H3V132L0 134V137H1V141H0V143H1V145H0V149H1V147L2 146H4V145H6L7 144V142L9 141V133H11L12 132V130H13ZM26 128V127H25ZM150 128V127H149ZM194 128V129H193ZM88 131V132H89ZM161 131H163V132H161ZM141 133V132H140ZM34 134V133H33ZM80 133H78L77 131H75V133H69V134H66L65 136H64V138H63V140L64 141H66L67 143H69L70 145H75L77 142H78V137H80V136H78ZM18 135V134H17ZM41 135V134H40ZM35 136V135H34ZM86 137V136H85ZM150 137V136H149ZM26 139V138H25ZM30 140V139H29ZM81 140V139H80ZM64 141H63V146H64ZM65 142V143H66ZM158 142V143H159ZM24 143V142H23ZM67 143H66V145H67ZM81 143V142H80ZM261 144H262V142H261ZM153 145V144H152ZM159 145V144H158ZM160 145V147H163V146H161ZM260 145V144H259ZM76 147H78V144H76ZM262 147V146H261ZM71 148V147H70ZM164 148V149H165ZM256 148V147H255ZM263 148V147H262ZM2 149H3V147H2ZM72 149V148H71ZM159 149V148H158ZM163 149V148H162ZM168 149V148H167ZM251 149V150H250ZM257 149V148H256ZM16 150V149H15ZM15 150H8V151H3L4 153H3V155H6V153L7 154H11V151H12V155L14 154V156H16L17 154V150L15 151ZM41 150V149H40ZM55 150H56V148H55ZM73 150V149H72ZM71 150V151H72ZM79 150V149H78ZM176 149H174V151H175ZM77 151V150H76ZM171 151V150H170ZM173 151V152H174ZM194 151V152H195ZM263 151V150H262ZM24 152V151H23ZM61 152V151H60ZM164 152V151H163ZM168 152V151H167ZM215 152H217V153H215ZM1 154H2V152H0ZM29 153V152H28ZM59 153V152H58ZM105 153V152H104ZM139 154H140V152H138ZM166 153V152H165ZM184 153V152H183ZM205 153V154H206ZM33 154V153H32ZM41 154V153H40ZM117 154V153H116ZM146 154V153H145ZM156 154V153H155ZM35 155V154H34ZM55 155V154H54ZM105 155H106V153H105ZM104 155V156H105ZM142 155V154H141ZM178 155V154H177ZM176 155V156H177ZM260 155H261V153H260ZM264 155V154H263ZM11 156V155H10ZM13 156V157H14ZM119 156V155H118ZM174 156H175V154H174ZM2 157V156H1ZM17 157V156H16ZM36 157V156H35ZM110 157H111V155H110ZM120 157V156H119ZM184 157V156H183ZM96 158V157H95ZM111 158H113V157H111ZM115 158H117V161H119L118 160V157H116L115 156ZM149 159V157L146 155L145 157H144V159ZM186 158V157H185ZM114 159V158H113ZM210 159V158H209ZM213 159V158H212ZM107 160H108V157H107ZM121 160V159H120ZM126 160V159H125ZM150 160V159H149ZM109 161V160H108ZM116 161V162H117ZM136 161V162H135ZM134 161V163H138L137 162V160H135ZM230 161V160H229ZM101 162V161H100ZM111 161H109V163L108 164H110L111 165V163H110ZM123 162V161H122ZM181 162V161H180ZM255 162H256V160H255ZM1 163V162H0ZM36 163V162H35ZM53 163V162H52ZM83 163V162H82ZM123 163H125V162H123ZM122 163V164H123ZM130 163H132V162H130ZM160 163H161V161H160ZM167 163V162H166ZM165 163V164H166ZM182 163V162H181ZM214 163V162H213ZM258 164H261L260 166H258L257 164V166H258V168L260 167H264V156H263V158L262 159H260V162H257ZM31 164V163H30ZM98 164V163H97ZM139 164H140V166L144 169L143 171H144V173H146V172H149L148 171V168H153V164L151 165V164H149V163H146V162H143V161H140L139 162ZM206 164V163H205ZM209 164V163H208ZM221 164V163H220ZM22 165V164H21ZM27 165V164H26ZM109 165V166H110ZM119 166V164H114V166ZM166 165H168V164H166ZM180 165V164H179ZM214 165V164H213ZM250 165H252V163H250ZM1 166V165H0ZM16 166V165H15ZM101 166V165H100ZM122 166V165H121ZM159 166V165H158ZM161 166V165H160ZM164 166V165H163ZM184 166V165H183ZM189 166H190V164H189ZM204 166V165H203ZM215 166H217L216 164H215ZM220 166V165H219ZM239 166V165H238ZM253 166V165H252ZM104 167V166H103ZM124 167V166H123ZM166 167H168V166H166ZM187 167V166H186ZM184 167V168H182V170L183 171H187V170H189V173L191 172L194 176H196V178L199 176V178L202 180V177L200 176V175H202V174H204V173H206L207 172V170L204 168V167H201L200 168V170H199V172H197V168L195 169L194 167ZM200 167V166H199ZM221 167V166H220ZM223 167V166H222ZM221 167V168H222ZM247 171H249L248 169H250V167L248 166V164H247ZM245 167V168H246ZM249 167V168H248ZM122 168V167H121ZM125 168V167H124ZM124 168H122L123 170H124ZM142 168H140V169H142ZM160 168V167H159ZM207 168V167H206ZM213 168H215V167H213ZM220 168V169H221ZM224 168V167H223ZM1 169V168H0ZM24 169V168H23ZM69 169V168H68ZM87 169V168H86ZM85 169V170H86ZM126 169V168H125ZM131 169V168H130ZM130 169H129V172H130ZM169 169V168H168ZM8 170V169H7ZM93 170V169H92ZM96 170V169H95ZM103 170V169H102ZM106 170V169H105ZM150 170H152V169H150ZM212 170V169H211ZM263 170H264V168H263ZM120 171V170H119ZM127 171V170H126ZM142 171V170H141ZM166 171V170H165ZM170 171H171V169H170ZM174 171H176V173L178 172L177 171V169L176 170H174ZM182 171V172H183ZM213 171V170H212ZM215 171V170H214ZM91 172V171H90ZM172 172H173V170H172ZM180 172V171H179ZM181 172V174H186V173H188V172H185V173H182ZM264 172V171H263ZM15 173V172H14ZM89 173V172H88ZM106 173H107V170H106ZM125 173V172H124ZM163 173V172H162ZM188 173V177L191 175V173L189 174ZM211 173V172H210ZM210 173L208 174V175H210ZM227 173V172H226ZM90 174V173H89ZM122 174V173H121ZM218 174V173H217ZM93 175V174H92ZM105 175V174H104ZM112 175V174H111ZM212 175V174H211ZM223 175V174H222ZM185 176V175H184ZM214 176V175H213ZM10 177V176H9ZM84 177H85V173H84ZM133 177V176H132ZM182 177V176H181ZM180 177V178H181ZM185 177H187V176H185ZM191 177V176H190ZM215 177L216 176H214L213 178H212V180L211 181H209L210 183H209V185H214V184H216L215 186H213L212 188H219L218 190H216V191H208L207 189L209 188V186L206 188V190L204 189V187H202V184L203 185H206L207 186V184L208 183H206V184H204V182H201L200 181V179L199 178H197L198 180H199V182H197V183H190L189 182V186H187V187H190V186H192V187H190V189H195V191L196 192H200V193H196V194H194V192L193 193H191V194H189V193H187L186 191H185V189H180L179 191H181V193H176L177 195H175L174 193V195H172V197H170L169 195H171L172 193H170V194H168V195H166V198H167V200H166V203H165V201H164V199L163 200H161L160 199V196H164L165 194H167L168 192H170V188L169 189H167L168 191H166L167 193H165V191L163 190V187L161 188L162 189V191H164V192H161V193H163L162 195H161V193H156L155 191H154V188H153V186L151 187V188H153V191H149V192H146V191H142V189H135V192L137 193V195L135 194L134 196H126L127 194H125V195H123L122 197H124V196H126L125 198H123V201H122V204H121V209L122 210H120L119 212H121V211H123L124 210V212L125 213H132V214H136L137 215V213L140 215V216H144L146 213H147V210H149V208H151V207H157V206H155V204L157 205L158 203H161L160 205H163V206H165L166 207V210H169V211H172V212H174V213H176L177 215L178 214H181L182 212H185V213H188V214H191V215H193V216H197V217H199V216H203V217H205V218H207V219H209V221H211L213 218H216L217 219V222L218 223H221V224H225L226 222H228L229 221V219L232 217V216H234L236 213H238V214H241V215H246V214H248V211H249V209H247V206H246V204H245V202H243V198H241V196H239V195H242V194H240V192H235V191H233L232 189L231 190H229V188H231V187H233V186H235V185H240L241 184V180H243L242 178H239V177H237L236 179H233V178H235V177H233V176H231V175H227V176H225V175H223V177L224 178H216L215 179ZM106 178V177H105ZM127 178V177H126ZM126 178L125 179H122L120 182H121V184H122V186H123V192H126V189H132V185H133V181H136L137 180V178H136V180H128L129 179V177L127 178V180L128 181H126ZM149 178H150V176H149ZM176 178V177H175ZM92 179V178H91ZM108 180H109V178H107ZM139 179V178H138ZM148 178L147 177H143V179H139V184H142V183H146V180H147ZM241 179V180H240ZM245 179V178H244ZM117 180V179H116ZM24 179H23V183H21L22 184V187H23V191H26V192H29V190H26L27 189V187H28V184H26V183H24ZM89 181V180H88ZM95 181V180H94ZM126 181V182H125ZM170 180L168 179V182H166V183H171V182H169ZM7 182V181H6ZM11 182V181H10ZM85 182V181H84ZM164 182V181H163ZM186 182V181H185ZM184 182V183H185ZM109 183V182H108ZM161 183V182H160ZM212 183V184H211ZM10 184H12V183H10ZM14 184V183H13ZM138 184V185H139ZM175 184V183H174ZM186 184H188V182L186 183ZM247 184H249V183H247ZM19 185V184H18ZM111 185V184H110ZM116 185V184H115ZM135 185V184H134ZM137 185V184H136ZM137 185V186H138ZM196 185V186H195ZM14 185H12V187H13ZM90 186V185H89ZM98 185H96V187H97ZM171 186V185H170ZM173 186V185H172ZM177 186V185H176ZM184 186H185V184H184ZM20 187V186H19ZM35 187V186H34ZM149 187V186H148ZM168 187H169V185H168ZM167 187V188H168ZM186 187V188H187ZM241 187V186H240ZM102 188V187H101ZM109 188V187H108ZM122 188V187H121ZM176 188V187H175ZM226 188L229 190H226ZM120 189V188H119ZM165 189V188H164ZM198 189H201L202 191H197ZM204 189V190H203ZM16 190H18V189H16ZM20 190V189H19ZM104 190V189H103ZM122 190V189H121ZM172 190V189H171ZM178 190V189H177ZM177 190H175L174 189V191L176 192ZM189 190V189H188ZM45 191H46V189H45ZM110 191H112V190H110ZM160 191V190H159ZM173 191V192H174ZM32 192V191H31ZM38 192V191H37ZM113 192V191H112ZM120 192V191H119ZM118 192V193H119ZM253 193L255 192V191H252ZM257 192H260V193H258V194H263L264 193V191L262 192V191H257ZM257 192H255V194H257ZM262 192V193H261ZM39 193H41V192H39ZM29 194V193H28ZM134 194V193H133ZM245 194V193H244ZM249 195V194H248ZM247 194H246V196L244 195V198L245 197H249V196H253V194H251V195H249L248 196ZM257 196V195H256ZM264 196V195H263ZM159 197V198H158ZM255 197V196H254ZM261 197V196H260ZM115 198V197H114ZM250 198V197H249ZM253 197H251V199H252ZM256 198H258V197H256ZM263 198V197H262ZM77 199V198H76ZM116 199V198H115ZM254 199V198H253ZM34 200V199H33ZM26 201V200H25ZM119 201V200H118ZM252 201V200H251ZM100 202H102V201H100ZM17 203H18V201H17ZM104 203V202H103ZM110 203L111 202H107V204H102V208H104V209H106V210H108V209H110L109 208V206H111L110 205ZM250 204H252V203H250ZM108 206V207H107ZM5 208L6 206L4 205V206H2V205H0V214H1V211H2V209L3 208ZM248 207H251V206H248ZM8 208V207H7ZM13 208V207H12ZM35 208V207H34ZM37 208V207H36ZM252 208V207H251ZM253 208H254V206H253ZM260 208V207H259ZM16 209V208H15ZM120 209V208H119ZM152 209V208H151ZM256 209V208H255ZM14 210V209H13ZM21 210V209H20ZM35 210V209H34ZM39 210V209H38ZM263 210L264 209H262V211L261 212H263ZM17 211V210H16ZM15 211V213H17ZM37 211V210H36ZM251 211H253V210H251ZM259 211H260V209H259ZM9 212H11V211H9ZM35 212V211H34ZM38 212V211H37ZM151 212V211H150ZM256 212V211H255ZM254 212V213H255ZM3 213H5V212H3ZM21 213V212H20ZM41 213V212H40ZM123 213V212H122ZM154 213V212H153ZM171 213V212H170ZM252 213V212H251ZM253 213V214H254ZM89 214V213H88ZM166 214H168L167 213V211H166ZM129 215V214H128ZM199 215V216H198ZM256 215V214H255ZM259 215V217H260V215H261V213L260 214H258ZM51 216V215H50ZM131 216H133V215H131ZM190 216V215H189ZM85 217V216H84ZM167 217V216H166ZM262 217V216H261ZM3 218V217H2ZM127 218V217H126ZM162 218V217H161ZM173 218V217H172ZM237 218V217H236ZM263 218V225H264V217H262ZM81 219V218H80ZM80 219L78 220V221H80ZM142 219V218H141ZM141 219H140V221H141ZM143 219H145V216L143 217ZM76 220V219H75ZM74 220V221H75ZM86 220V219H85ZM257 219H255V221H256ZM74 221H73V223H74ZM91 221V220H90ZM260 221V220H259ZM16 222V221H15ZM243 222V221H242ZM245 222V221H244ZM215 223H216V221H214V225H215ZM258 224L260 223V222H257ZM202 224V223H201ZM210 224H212V221L210 222ZM246 225H248V226H253V225H250V223H245ZM252 224V223H251ZM10 225V224H9ZM19 225V224H18ZM197 225V224H196ZM152 226V225H151ZM259 226V225H258ZM3 227V226H2ZM71 227V226H70ZM157 227V226H156ZM262 227V226H261ZM19 228V227H18ZM74 228V227H73ZM199 228H201V226L199 227ZM204 228H206V227H204ZM214 228V227H213ZM218 228V227H217ZM58 229V228H57ZM77 229H79V228H77ZM158 229H159V227H158ZM167 229V228H166ZM171 229H172V227H171ZM185 229V228H184ZM226 229V228H225ZM76 230V229H75ZM84 230V229H83ZM176 230H178L177 228H176ZM179 230H180V228H179ZM7 231V230H6ZM5 231V232H6ZM71 231V230H70ZM182 231V230H181ZM218 231V230H217ZM4 232V233H5ZM69 232V231H68ZM180 232V231H179ZM2 233V232H1ZM74 233V232H73ZM76 233V232H75ZM147 233V232H146ZM3 234V233H2ZM20 234V233H19ZM68 234V233H67ZM77 234V233H76ZM5 235V234H4ZM6 235H8V234H6ZM165 235V234H164ZM164 235H162V238H163V236ZM218 235V234H217ZM73 237H74V234L72 235ZM71 236V237H72ZM129 236V235H128ZM157 236H158V234H157ZM0 237L2 238V235L0 234ZM8 237V236H7ZM121 237V236H120ZM164 237H166V236H164ZM1 238H0V245H1V241H3V240H1ZM17 238V237H16ZM19 238V237H18ZM154 239L156 238H160L161 239V237H153ZM182 238V237H181ZM216 238H217V236H216ZM151 239V238H150ZM153 239V240H154ZM158 239H157V241H158ZM164 239V238H163ZM152 240V241H153ZM166 240V239H165ZM17 240H15V242H16ZM37 241V240H36ZM152 241H151V243H152ZM160 241V242H159ZM158 242H155V244H162L163 242L161 241V240H159ZM164 241V240H163ZM170 241V240H169ZM154 242V241H153ZM162 242V243H161ZM214 242V241H213ZM251 242V241H250ZM4 243V242H3ZM21 243V242H20ZM75 243V242H74ZM91 243V242H90ZM6 244H8V243H6ZM14 244V243H13ZM153 245H154V243H152ZM152 244H149L150 246L149 247H151L152 246ZM73 245H75L76 246V244H73ZM164 245V244H163ZM171 245V244H170ZM169 244H168V246H167V248H169V246H170ZM255 245H260V246H264V239H258V240H254L253 242H251L250 244H249V246H247V247H245V248H243L242 247V252H240V256H241V253H245V257H243V258H247L248 259V257L250 258L252 255H253V253H252V249L254 248L253 246H255ZM6 246H8V245H6ZM11 246V245H10ZM13 246V245H12ZM11 246V247H12ZM20 246H22V245H20ZM148 246V245H147ZM171 246H173V245H171ZM15 247V246H14ZM24 247H26V246H24ZM23 247V248H24ZM184 247H186V246H184ZM198 247V246H197ZM256 247V246H255ZM257 247H259V246H257ZM8 248V247H7ZM164 248H165V246H164ZM37 249V248H36ZM148 248H146V250H147ZM150 249V248H149ZM155 249V248H154ZM160 248H158V250H159ZM181 249V248H180ZM22 250V249H21ZM42 250V249H41ZM40 250V251H41ZM49 250V249H48ZM117 250V249H116ZM115 250V251H116ZM161 250H162V252H163V249L161 248ZM221 250V249H220ZM81 251V250H80ZM79 251V252H80ZM114 251V252H115ZM182 251V250H181ZM210 251H212V250H210ZM224 251V250H223ZM26 252V250L24 251V250H22V254L23 253H25ZM43 252V251H42ZM53 252V251H52ZM173 253V252H175L173 249H172V251H170V253ZM220 252V251H219ZM222 252V251H221ZM229 252V251H228ZM6 253V252H5ZM149 253V252H148ZM158 253H160V252H158ZM157 253V254H158ZM183 253V252H182ZM226 253V252H225ZM221 254V253H211V254H207V256L206 255H204V257L206 256L207 257V259L209 260V261H211V263H212V261H216V262H222V264H223V262L224 261H235V263L234 264H239V263H236L237 261L236 260H238L239 258H238V252H235V253H237L236 255L234 254V255H232V253L230 254V255H227V254ZM255 253V252H254ZM8 254V253H7ZM39 254V253H38ZM45 254V253H44ZM80 254V253H79ZM103 253H101V255H102ZM153 254V253H152ZM0 255H2L1 254V251H0ZM9 255V254H8ZM8 255H6L7 257H9ZM24 255V254H23ZM46 255V254H45ZM77 255H78V253H77ZM105 255V254H104ZM160 255V254H159ZM162 255V254H161ZM164 255V254H163ZM174 255V254H173ZM244 255V254H243ZM255 255V254H254ZM3 256H5L4 255V253H3ZM149 256V255H148ZM155 256V254H153V256H151L150 255V257H148V258H146V259H144V263H146V264H154V261H155V259H153L152 257H154ZM42 257V256H41ZM130 257V256H129ZM141 257V256H140ZM20 258H21V256H20ZM22 258H24V259H27V260H25L26 261V264H29L32 260H31V258L32 257H29V254L27 255V258L25 257V256H23ZM253 257H251L250 259L251 260H253L254 259V261H255V258H253ZM13 259V258H12ZM23 259V260H24ZM67 259V258H66ZM85 259V258H84ZM171 259V258H170ZM172 259H173V256H172ZM206 259V258H205ZM242 259V258H241ZM240 259V260H241ZM260 259V258H259ZM258 258H257V260H259ZM3 260V259H2ZM6 260H7V258H6ZM104 260V259H103ZM106 260V259H105ZM108 260V259H107ZM142 260V259H141ZM244 260L245 259H242L241 260V262H244ZM260 260H262V259H260ZM1 261V260H0ZM15 261V260H14ZM68 261V260H67ZM100 261H102V260H100ZM139 261V260H138ZM249 261V259L247 260V262ZM254 261H252V262H254ZM2 262V261H1ZM4 262H8V261H5V260H3V262H2V264L4 263ZM10 262V261H9ZM8 262V263H9ZM17 262V261H16ZM55 262V261H54ZM81 262V261H80ZM79 262V263H80ZM208 262V261H207ZM240 262V263H241ZM251 262V261H250ZM249 262V263H250ZM264 262V261H263ZM5 263V264H6ZM97 263V262H96ZM140 263V262H139ZM143 263V264H144ZM209 263V262H208ZM261 264H262V262H260ZM259 263V264H260ZM1 264V263H0ZM37 264V263H36ZM52 264V263H51ZM108 264V263H107ZM109 264H110V262H109ZM172 264H177V263H175V262H173ZM219 264V263H218ZM224 264H227V262L226 263H224ZM245 264V263H244ZM250 264H252V263H250Z\"/></svg>","mask_w":264,"mask_h":264},{"label":"water","instance_id":"water-1","mask_svg":"<svg viewBox=\"0 0 264 264\" xmlns=\"http://www.w3.org/2000/svg\"><path fill=\"white\" fill-rule=\"evenodd\" d=\"M258 239H264V227H249L242 221L234 223L217 235L218 246L229 252L237 251L250 241ZM257 251L264 257V246L257 247Z\"/></svg>","mask_w":264,"mask_h":264}]
</instances>
